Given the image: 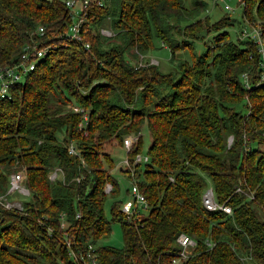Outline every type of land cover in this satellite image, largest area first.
<instances>
[{"label": "trees", "instance_id": "1", "mask_svg": "<svg viewBox=\"0 0 264 264\" xmlns=\"http://www.w3.org/2000/svg\"><path fill=\"white\" fill-rule=\"evenodd\" d=\"M238 3L264 43V0ZM201 10L199 0H92L77 42L68 36L63 0H0V67L18 62L24 47H46L0 96V196L14 195L6 193L10 173L27 190L16 193L20 211L0 206V264H80L87 244L97 264H172L179 234L194 245L178 264H264L258 55L251 41L229 39L225 15L210 23L197 18ZM105 20L115 42L98 33ZM207 33L211 46L191 52V39ZM155 40L167 49L172 71L137 62ZM186 50L189 60L179 59ZM71 104L86 112L82 124ZM142 124L147 160L132 164ZM124 137L133 143L124 151L127 167L118 170L104 148L121 146ZM53 169L57 177L49 180ZM113 169L142 194L138 219L119 211ZM207 183L229 213L201 207ZM113 222L121 246L97 244Z\"/></svg>", "mask_w": 264, "mask_h": 264}, {"label": "built area", "instance_id": "2", "mask_svg": "<svg viewBox=\"0 0 264 264\" xmlns=\"http://www.w3.org/2000/svg\"><path fill=\"white\" fill-rule=\"evenodd\" d=\"M92 0H63V5L68 10V19L70 20L68 26V36L71 39L80 41L79 31L82 23L85 21V12L84 8L86 5ZM223 9H228L226 5L223 6ZM246 23V27L239 30L237 37L239 39L249 40L253 43L255 47V53L258 55L257 61V81L256 84L261 83L264 84V43L263 38L261 36L260 28L258 23ZM37 35L42 33V28L38 27L36 29ZM98 33L103 37H111V31L105 29H98ZM88 44L86 42L82 43L83 49H86ZM23 50L25 53L21 54V58L18 62H16L12 66H3L0 67V96L7 95L6 88L12 84L18 78L19 74L23 71H27L33 68L34 59L41 56L46 47L36 48V47H24ZM244 77V76H243ZM245 86V82H244ZM67 107L74 112H78L81 114V124L85 122L86 112L81 110L75 105H67ZM80 127V124L78 125ZM230 138H227L229 141ZM133 143V139L130 137H124L121 140V147L124 151H128L131 144ZM66 150L69 153L73 152V148L71 145H68ZM147 160L146 156H140L139 154H135L131 160L132 164L135 163H145ZM127 167V158L124 157L121 159L117 165V169L126 168ZM58 169H53L48 172L47 178L52 180L57 177ZM77 180V177H75ZM110 189V186L105 183L103 186V191L107 192ZM17 193L19 195H27V190L22 185L20 181V175L18 173H10L7 178V189L6 193ZM199 202L201 207L207 212H215L220 211L222 213H229V207L226 205L225 200L221 202H217L211 190L209 184H207L201 191ZM0 206L5 210H15L20 211L21 206L20 202L14 199L5 198V196H0ZM145 207V201L143 199L142 194L137 190L136 185L133 182H130L128 188V198L120 203L119 211L124 214L126 219H138L140 217L139 210ZM64 222L62 219L59 221V227L64 228ZM177 245L180 247V251L176 254V259L172 260V264L182 258H184L187 253H189V248H192L194 243L193 241L185 235L179 234L175 239ZM64 244L67 249V254L70 257H75L73 255L72 250L69 248L67 241L64 239ZM92 246L90 244L86 245L85 255L78 258L80 264H97L94 255L92 253Z\"/></svg>", "mask_w": 264, "mask_h": 264}, {"label": "rangeland", "instance_id": "3", "mask_svg": "<svg viewBox=\"0 0 264 264\" xmlns=\"http://www.w3.org/2000/svg\"><path fill=\"white\" fill-rule=\"evenodd\" d=\"M199 2H201L202 4V10L197 15V18H203V16L206 15L208 18V22L212 23L217 19H219L221 16L225 15L228 18L229 22L231 23V26L225 27L224 30L228 32L229 35L228 37L231 41H235L236 38L238 39L237 35L239 30L245 28L246 27L245 22H248L240 17V7L238 3L239 0H199ZM224 5H226L228 9H223ZM98 29L99 30L105 29L110 31L107 20L103 21L101 27ZM211 35H213V33L203 34L202 35L203 37L201 39H196V40L191 39L192 42L191 52L198 55L201 51L204 50V48H206V46H211V37H210ZM106 41L115 42V39L113 37H109ZM159 46L160 43H158L155 40L154 49L148 52V54L145 55V57H143L140 61L138 59L137 62L141 64L143 62L156 64L157 68L162 72L172 71L173 63L167 60L168 59L167 49L160 48ZM189 56H190L189 50L179 52L178 54V58L183 59L185 61L189 60ZM139 130H140L139 134L141 136V145L138 154L140 156H145L146 155L145 150L149 143V137L143 124L140 126ZM104 150L112 157L114 161V166L116 168L119 161L124 158V150L120 145L108 146V148H104ZM111 174L118 182V187H119L118 198L121 200V202H123L128 198L127 195H124V191L126 189L128 190L130 185V180L127 179L122 172L120 173L116 169H113L111 171ZM11 194L14 195H10L11 198L9 199H14L18 201L17 194L14 192ZM109 202H110L109 199H106L103 205V213L106 219L110 218L108 213ZM97 244H104L111 247L121 246L120 231L116 222H113L111 224L109 234L105 238L99 240ZM173 264H178V261L174 262Z\"/></svg>", "mask_w": 264, "mask_h": 264}]
</instances>
